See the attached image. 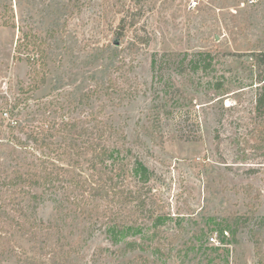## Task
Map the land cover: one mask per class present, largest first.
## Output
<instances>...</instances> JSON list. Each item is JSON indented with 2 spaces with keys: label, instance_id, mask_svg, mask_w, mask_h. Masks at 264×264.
Returning a JSON list of instances; mask_svg holds the SVG:
<instances>
[{
  "label": "rangeland",
  "instance_id": "1",
  "mask_svg": "<svg viewBox=\"0 0 264 264\" xmlns=\"http://www.w3.org/2000/svg\"><path fill=\"white\" fill-rule=\"evenodd\" d=\"M129 14L136 26L119 37ZM18 26L35 46L15 51ZM40 48L46 78L30 90ZM85 92L151 171L148 209L117 236L115 221L74 210L62 189L14 193L53 229L61 264H264V0H0V104L23 108L22 125L41 111L60 121ZM13 131L30 146L0 133V161L22 153L8 161L15 171L34 151ZM0 264L21 263L6 253Z\"/></svg>",
  "mask_w": 264,
  "mask_h": 264
},
{
  "label": "trees",
  "instance_id": "2",
  "mask_svg": "<svg viewBox=\"0 0 264 264\" xmlns=\"http://www.w3.org/2000/svg\"><path fill=\"white\" fill-rule=\"evenodd\" d=\"M135 26L136 20L130 14L123 16L117 25L118 36L121 37L127 28ZM18 29L24 39L18 41L15 51H19L22 45L27 48L37 44L21 26ZM28 36L29 39L24 41ZM144 42L147 43L148 40ZM38 53L42 59L28 72L29 80H33L27 87L30 90L37 89L36 82L43 84L46 78L44 49L40 48ZM121 68L122 66L119 67ZM120 74L123 78V73ZM125 93L126 90L122 89L121 94ZM89 96L85 92L78 97L77 102L68 101V116H63L60 121L55 120L51 112L41 111L39 119L31 123L28 119L23 125L18 117L23 114V108L17 104L6 106L7 101L0 104V133L5 134L8 130V137L4 135V139H8L9 144L12 142L15 146L18 145L19 150L30 148L29 145L21 146L19 141L17 143L18 138L13 135L14 129L22 128L32 141L31 148L34 151H29L32 154L30 161L28 157L16 161L22 167L15 171L10 169L13 163L8 161H14L22 155L18 149L12 148L0 161V167H3L0 170V198L4 192L6 200L4 206L0 207V255L11 253L15 254L21 264H38L40 254L44 252L43 258L49 264L62 263L60 259L63 246L58 242L54 243L53 229L42 227V220L40 223L29 220L26 208L19 206L20 202L14 203V193L18 196L22 194L25 199L27 193L40 184L43 187L62 189V201L82 214L115 221L118 225L113 227L117 236H123L124 229L132 227L126 226L127 222H124L128 216H133L134 212L140 214L147 211L151 171L141 159H130L132 151L119 145L120 139L125 136L103 119L96 109L89 108ZM82 104H87L84 113L79 111ZM22 161L27 166L24 171H21L24 168ZM2 210L7 214L6 217H3ZM158 218L157 222L160 221ZM21 240L29 243L27 248Z\"/></svg>",
  "mask_w": 264,
  "mask_h": 264
},
{
  "label": "built area",
  "instance_id": "3",
  "mask_svg": "<svg viewBox=\"0 0 264 264\" xmlns=\"http://www.w3.org/2000/svg\"><path fill=\"white\" fill-rule=\"evenodd\" d=\"M212 241L214 240V238L211 236V238H210Z\"/></svg>",
  "mask_w": 264,
  "mask_h": 264
}]
</instances>
